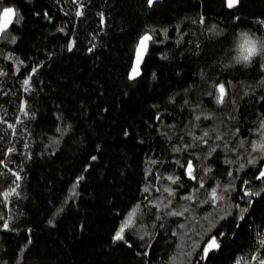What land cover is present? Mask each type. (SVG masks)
I'll return each mask as SVG.
<instances>
[{
	"label": "trees",
	"instance_id": "trees-1",
	"mask_svg": "<svg viewBox=\"0 0 264 264\" xmlns=\"http://www.w3.org/2000/svg\"><path fill=\"white\" fill-rule=\"evenodd\" d=\"M7 6L16 15L0 36V264L264 260V152L253 151L264 143V54L226 66L239 30L264 40V0H0ZM213 237L219 248L205 257Z\"/></svg>",
	"mask_w": 264,
	"mask_h": 264
},
{
	"label": "snow or ice",
	"instance_id": "snow-or-ice-1",
	"mask_svg": "<svg viewBox=\"0 0 264 264\" xmlns=\"http://www.w3.org/2000/svg\"><path fill=\"white\" fill-rule=\"evenodd\" d=\"M147 3L149 6H151L154 3V0H147ZM239 3V0H227V7L229 9L233 8L234 6H236ZM80 13H77V15H79ZM15 16V12L14 9L11 7H5L3 9V23H0V33L4 32V29H6L8 27V25L13 21V17ZM19 21H17L18 23ZM203 22V20H201V23ZM152 39V37L150 35H144L140 38L139 40V47L136 49L137 52V67H134L132 70V74L130 76V79L135 78L136 76L139 75V71H138V65H139V61L140 58L142 57L143 52L147 49L148 46V41H150ZM14 42V40H13ZM245 45L248 47V51L249 54L251 55L253 52L256 51V45H257V41L253 40V39H249L247 36H245ZM69 50H71V45L69 46ZM29 81L26 79L24 80V84L28 85ZM225 99V87L224 85H220L219 86V96L217 97V101L218 102H223ZM262 126H264V124H262ZM9 127H11V125H9ZM253 151H260V152H264V143H257L253 145ZM95 159V158H93ZM250 163L254 162V161H249ZM188 174L189 176L192 175V165L189 162L188 164ZM194 178V177H193ZM258 179L260 178H264V171H260L259 176L257 177ZM17 180L20 179V177L17 175L16 177ZM169 180H172V177L168 178ZM175 182V181H173ZM147 190V189H146ZM166 192H169L170 190L165 188ZM261 191H264V189H261ZM171 194V193H170ZM5 195H8L7 193ZM245 196H259L260 192H249V191H245L244 192ZM211 197L213 200L215 199H219L220 197L217 196V192L215 189L212 190L211 192ZM186 199H190V197H187ZM247 208H245L243 211L247 212ZM171 215H182V213H178V212H172L170 213ZM243 215L240 216V219H243ZM132 224V218L131 216L123 223V225L121 227H119V230L115 233L114 236V240L115 241H121L124 239L123 233L125 232V229L128 228L130 225ZM3 227L5 229H7L9 226L8 224H4ZM261 244H264V240L261 241ZM219 248V244L217 243V240L215 237L211 238L207 243L206 246L203 248V253L204 256L206 257L207 254L209 253L210 250L212 249H218ZM253 259H257L256 257H253ZM236 264H240V261L238 260L236 262ZM259 264H264V260H260Z\"/></svg>",
	"mask_w": 264,
	"mask_h": 264
},
{
	"label": "clouds",
	"instance_id": "clouds-1",
	"mask_svg": "<svg viewBox=\"0 0 264 264\" xmlns=\"http://www.w3.org/2000/svg\"><path fill=\"white\" fill-rule=\"evenodd\" d=\"M245 36L257 41L256 51L251 55L249 54L248 47L245 45ZM231 53L226 66L248 68L251 66L254 58L264 54V40H257L247 30L241 29L233 40Z\"/></svg>",
	"mask_w": 264,
	"mask_h": 264
},
{
	"label": "water",
	"instance_id": "water-1",
	"mask_svg": "<svg viewBox=\"0 0 264 264\" xmlns=\"http://www.w3.org/2000/svg\"><path fill=\"white\" fill-rule=\"evenodd\" d=\"M160 1H162V0H154V3H155V2H160ZM226 4H227V0H226ZM7 7H11V8L14 9V7H12V6H7ZM4 8H5V7H4ZM4 8H3V9H4ZM3 9H2L1 12H0V23H3ZM14 12H15V9H14ZM15 15H16V14H15ZM14 19H15V16L13 17V21L8 25V27H7L6 29H4V32L7 31V30L10 28V26H11L12 23L14 22ZM4 32H3V33H4ZM1 35H2V33H0V36H1ZM145 35H146V34H145ZM147 35H150V34H147ZM143 36H144V35H143ZM150 36H151V35H150ZM139 40H140V39H139ZM139 40H138V43H137L136 48H135L134 58H133V62H132V66H131V69H130V71H129V79H130V76H131V74H132V70H133V68H134V67H137V52H136V49L139 47ZM150 41H151V40H150ZM150 41H148L147 49L143 52L142 57L140 58V61H139V65H138L139 75L136 76L135 78L130 79V80H134V79H136V78H138V77L140 76V74H141V66H142V64H143V62H144V59H145L146 55H147Z\"/></svg>",
	"mask_w": 264,
	"mask_h": 264
}]
</instances>
